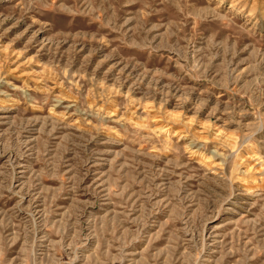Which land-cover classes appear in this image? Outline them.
<instances>
[{"label":"rangeland","instance_id":"374dc122","mask_svg":"<svg viewBox=\"0 0 264 264\" xmlns=\"http://www.w3.org/2000/svg\"><path fill=\"white\" fill-rule=\"evenodd\" d=\"M0 264H264V0H0Z\"/></svg>","mask_w":264,"mask_h":264}]
</instances>
